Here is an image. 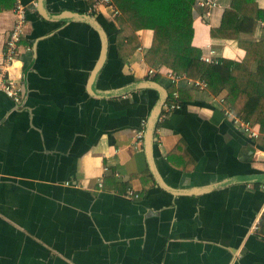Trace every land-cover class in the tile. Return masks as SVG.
<instances>
[{
	"label": "crops",
	"instance_id": "obj_1",
	"mask_svg": "<svg viewBox=\"0 0 264 264\" xmlns=\"http://www.w3.org/2000/svg\"><path fill=\"white\" fill-rule=\"evenodd\" d=\"M98 1L24 0L28 22L10 68L4 49L16 1L0 11V74L8 71L22 96L16 103L0 88V264H264V184L235 181L264 173V137L251 139L234 123L226 90L201 91L176 69L145 61L151 20L169 26L177 57L189 46L201 59L215 51L242 63L241 43L264 44V19L255 34L229 41L211 32L233 0H217L210 20L195 0L191 27L169 23L182 0H112L119 16L141 19L132 27L139 46L120 52L115 10L97 9ZM255 1L264 12V0ZM100 30L109 48L95 75L105 51ZM150 69L160 70L158 82ZM149 80L168 93L174 86L182 104L159 122L153 150L172 191L158 185L144 140L136 144L159 92L114 97Z\"/></svg>",
	"mask_w": 264,
	"mask_h": 264
},
{
	"label": "trees",
	"instance_id": "obj_2",
	"mask_svg": "<svg viewBox=\"0 0 264 264\" xmlns=\"http://www.w3.org/2000/svg\"><path fill=\"white\" fill-rule=\"evenodd\" d=\"M16 0H0V11L12 8ZM118 3L119 0H113ZM155 1V0H150ZM195 0H182L178 5H171L169 23L181 27L192 26V9ZM120 25L118 46L131 48V53L139 46L136 38L135 12H123L117 16ZM264 19V12L257 8L255 0H233L232 6L224 12L219 28L212 30L213 39L238 40L241 34H255L258 21ZM154 30L152 47L145 57L151 67L165 66L174 70L180 76L189 79H203L209 84L214 95L223 90L228 92L224 101L226 109L237 118L250 125H259L264 135V94L261 92L264 79V44L262 42L241 43L246 50V57L242 63L222 59L218 65L207 64L201 59V52L187 46L180 57L169 52L170 28L157 25L151 20ZM144 24V23H143ZM139 24L137 26H144ZM147 26V25H146ZM138 27V28H139ZM127 41V43L125 42ZM135 45L129 46V42ZM125 45V46H124ZM255 66V68H254ZM159 81V76L153 78ZM194 89V88H193ZM175 88H169V99ZM182 101V99H181Z\"/></svg>",
	"mask_w": 264,
	"mask_h": 264
},
{
	"label": "built area",
	"instance_id": "obj_3",
	"mask_svg": "<svg viewBox=\"0 0 264 264\" xmlns=\"http://www.w3.org/2000/svg\"><path fill=\"white\" fill-rule=\"evenodd\" d=\"M109 6L113 7L115 11L114 15L119 16V11H117L114 7V3L112 0H99L97 2V9L101 6ZM197 7L203 10V19L210 20L213 17L214 11L220 7L217 0H203L197 3ZM15 14V24L12 30L9 33V37L7 39L5 49H4V64L3 66L6 68H10L16 62L19 53L22 40L25 35V29L28 22V13L29 9L24 0H16V4L14 7ZM202 60L207 64L218 65L220 63V58L217 56L215 51H211L210 54L204 55ZM149 76L154 78L155 76L160 74V70L158 69H150L148 72ZM173 78V83H175L178 79L177 76L171 75ZM3 77V81L0 83V88L16 103H20L22 100L21 89L19 84L13 80L7 71V75L4 76L2 73L0 74V78ZM190 84L198 88L201 91H207L209 84L205 80L197 79L191 80ZM179 93L178 91L173 92L172 99L167 100L165 103L162 114L160 116L159 122L165 120L173 111H176L181 108L182 104L179 102ZM226 113H229L228 111ZM234 123L241 128V130L247 134L251 139H259L260 137H264L261 131L252 127V125L242 121L239 118L233 117ZM146 127V122H144V128ZM137 133L136 144L142 143L144 140L145 129ZM130 195L133 197H139L134 191H130Z\"/></svg>",
	"mask_w": 264,
	"mask_h": 264
},
{
	"label": "water",
	"instance_id": "obj_4",
	"mask_svg": "<svg viewBox=\"0 0 264 264\" xmlns=\"http://www.w3.org/2000/svg\"><path fill=\"white\" fill-rule=\"evenodd\" d=\"M100 31H101V34L103 35L104 39H105V51L103 54V60L99 63V66L96 70L95 75H97L99 73V71L101 70V67L104 65V63L106 61V57L108 55V48H109L108 37L103 33L102 30H100ZM16 66H17V63L15 64V67ZM139 89H155L160 94L159 99H158L156 105L154 106V108L152 109L151 114H150V116L146 122V129H145V134H144V148H145V152H146L147 157H148V161H149L150 166H151L152 173L155 176L158 185L164 189L172 191V189L170 187H168L167 184L165 183V181L161 178V176H160V174L156 168V165H155V159H154V153H153L154 143L157 141L156 131H157V127L159 124V119H160V116L162 114L163 107L168 100L169 93L159 83L149 80V81H142V82L134 83L133 85H131L129 87L121 89V90H119V92H117L116 95H114V97L124 96V95H127V94H129L135 90H139ZM260 157L262 158V160L264 162V154H262ZM235 181L240 182V183H246V184H264V173L250 175V176H247V178L238 179Z\"/></svg>",
	"mask_w": 264,
	"mask_h": 264
}]
</instances>
